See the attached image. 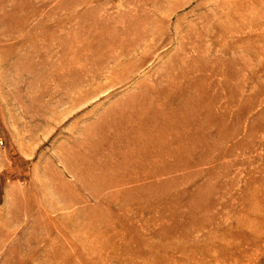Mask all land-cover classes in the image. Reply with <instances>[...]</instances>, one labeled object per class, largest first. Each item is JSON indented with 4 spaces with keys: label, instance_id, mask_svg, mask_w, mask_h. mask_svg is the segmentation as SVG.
<instances>
[{
    "label": "rangeland",
    "instance_id": "1",
    "mask_svg": "<svg viewBox=\"0 0 264 264\" xmlns=\"http://www.w3.org/2000/svg\"><path fill=\"white\" fill-rule=\"evenodd\" d=\"M0 264H264V0H0Z\"/></svg>",
    "mask_w": 264,
    "mask_h": 264
},
{
    "label": "built area",
    "instance_id": "2",
    "mask_svg": "<svg viewBox=\"0 0 264 264\" xmlns=\"http://www.w3.org/2000/svg\"><path fill=\"white\" fill-rule=\"evenodd\" d=\"M2 144H3V141H2L1 138H0V146H2Z\"/></svg>",
    "mask_w": 264,
    "mask_h": 264
}]
</instances>
